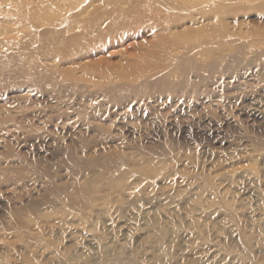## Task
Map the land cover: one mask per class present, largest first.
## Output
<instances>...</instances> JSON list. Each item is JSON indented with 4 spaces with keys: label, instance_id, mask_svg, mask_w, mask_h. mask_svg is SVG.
<instances>
[{
    "label": "rangeland",
    "instance_id": "374dc122",
    "mask_svg": "<svg viewBox=\"0 0 264 264\" xmlns=\"http://www.w3.org/2000/svg\"><path fill=\"white\" fill-rule=\"evenodd\" d=\"M0 264H264V0H0Z\"/></svg>",
    "mask_w": 264,
    "mask_h": 264
}]
</instances>
